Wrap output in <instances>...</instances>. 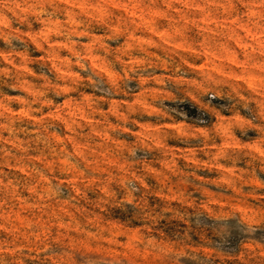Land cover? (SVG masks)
Instances as JSON below:
<instances>
[{
	"label": "clouds",
	"instance_id": "obj_1",
	"mask_svg": "<svg viewBox=\"0 0 264 264\" xmlns=\"http://www.w3.org/2000/svg\"><path fill=\"white\" fill-rule=\"evenodd\" d=\"M0 264H264V0H0Z\"/></svg>",
	"mask_w": 264,
	"mask_h": 264
}]
</instances>
